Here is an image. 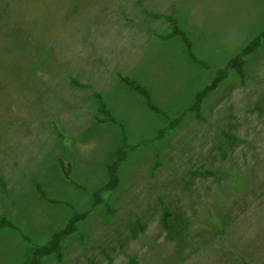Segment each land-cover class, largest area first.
<instances>
[{
    "label": "rangeland",
    "instance_id": "1",
    "mask_svg": "<svg viewBox=\"0 0 264 264\" xmlns=\"http://www.w3.org/2000/svg\"><path fill=\"white\" fill-rule=\"evenodd\" d=\"M171 12L191 50L149 16ZM263 32L264 0H0V219L17 228H0V264H26L75 213L89 215L62 260L43 264H264V41L244 77L231 70L204 100V120L187 111ZM71 78L94 87L115 123L95 120L106 117L93 91ZM124 138L138 148L94 207ZM164 208L194 223L183 254Z\"/></svg>",
    "mask_w": 264,
    "mask_h": 264
},
{
    "label": "trees",
    "instance_id": "2",
    "mask_svg": "<svg viewBox=\"0 0 264 264\" xmlns=\"http://www.w3.org/2000/svg\"><path fill=\"white\" fill-rule=\"evenodd\" d=\"M149 16L158 20H164L166 23L170 25L172 32L168 34V36L163 37V39L166 40L173 37H180L183 40V42L187 45L189 50L192 49V43L189 40L186 33L179 27L174 12L173 13L171 12V14L149 13ZM263 41H264V32L261 33L254 40H252L246 46V48L241 54L236 56L233 60H231L228 63L226 68L220 70L209 85H207L201 91L198 92V94L194 99L193 104L191 105V107H189L187 111L191 113H196L198 115L199 120L201 121L204 120L201 114L204 100L208 97L210 93L217 90L219 84L222 81H225L229 77L231 70L238 71L241 74V76L244 77L243 68L246 62V58L256 53L261 47ZM119 78L121 82L125 83L127 86H129L130 88L138 92L140 95H142L146 99L147 104L152 110L160 112V110L153 105L151 100V95L145 87L139 85L134 79L126 77L122 74H119ZM71 84L77 88L90 89L93 91L94 98L96 99V101L98 100L100 104L99 113L103 114L106 117V120L104 121L101 120L100 118H97V116H95L96 121H99L101 123H115V118L112 115V113L109 110H107V107L104 104L102 96L96 91H94L95 89L92 85L82 83L78 81L76 78H71ZM180 122L181 119L170 121L169 127L159 131L157 137L154 140L159 141L164 139L167 132L178 127ZM149 142H153V141L152 140L144 141L143 144ZM137 148H138L137 146L129 145L127 143L126 138L123 139V144L117 149L116 160L111 165L108 166V182L106 186L101 189H98L93 194L94 207L104 203L105 194L115 192L118 189L120 185L119 172L121 166L125 161L128 160L130 152L135 151ZM61 167L65 175L69 177L71 164L68 163L67 165H65L62 162ZM202 174L209 175L212 177H218L217 173L214 171H205ZM0 188L3 192H7L8 190L6 179L2 173H0ZM88 215L89 213H75L69 219L66 226L61 230H59L58 232H56L49 239L47 244L40 247H34L32 249L29 258L27 260V264H43V261L48 257H56L59 261H61L63 257V248L65 245V241L69 236L78 232L79 224L85 221ZM161 223L163 229L167 233V240L174 245L176 253L183 254L184 252H186V250H189L191 248V243L196 240V237L195 238L193 237L196 231L194 229L195 228L194 223L187 216L183 215L182 213H174L170 211L168 208H164L162 213ZM219 226H220L219 229L222 230L221 224H219ZM0 228L17 229L16 226L12 223V221L8 220L7 218L0 219ZM233 256H235L239 260H242L241 255L236 250L233 251ZM242 262L244 261L242 260ZM243 264H245V262Z\"/></svg>",
    "mask_w": 264,
    "mask_h": 264
},
{
    "label": "crops",
    "instance_id": "3",
    "mask_svg": "<svg viewBox=\"0 0 264 264\" xmlns=\"http://www.w3.org/2000/svg\"><path fill=\"white\" fill-rule=\"evenodd\" d=\"M30 255V254H29ZM28 258H29V256H28ZM28 258H27V260H28ZM26 264H27V261H26Z\"/></svg>",
    "mask_w": 264,
    "mask_h": 264
}]
</instances>
